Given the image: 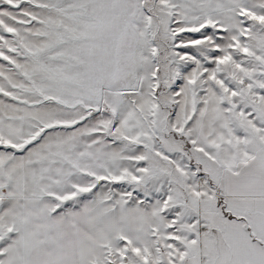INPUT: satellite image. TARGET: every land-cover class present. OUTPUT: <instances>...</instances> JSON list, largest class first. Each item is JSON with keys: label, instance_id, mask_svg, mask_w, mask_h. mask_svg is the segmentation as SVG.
<instances>
[{"label": "snow or ice", "instance_id": "snow-or-ice-1", "mask_svg": "<svg viewBox=\"0 0 264 264\" xmlns=\"http://www.w3.org/2000/svg\"><path fill=\"white\" fill-rule=\"evenodd\" d=\"M0 264H264V0H0Z\"/></svg>", "mask_w": 264, "mask_h": 264}]
</instances>
